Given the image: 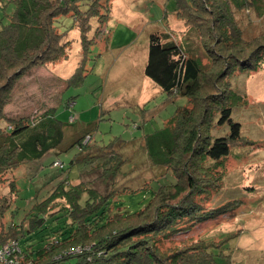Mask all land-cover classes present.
Returning a JSON list of instances; mask_svg holds the SVG:
<instances>
[{
    "label": "trees",
    "instance_id": "trees-1",
    "mask_svg": "<svg viewBox=\"0 0 264 264\" xmlns=\"http://www.w3.org/2000/svg\"><path fill=\"white\" fill-rule=\"evenodd\" d=\"M10 1L15 6L10 23H0V247L17 243L25 261L33 264H217L218 257H225L221 250L239 232L218 241L188 239L173 247L162 245L196 223L226 212L229 202L215 206L212 212L205 211L201 203H208L211 195L223 190L225 160L232 146L242 141V126L232 114L243 100L229 80L236 71L248 74L264 66V33L244 38L236 14L253 11L263 16L264 0H175L176 18L187 29L184 37L176 40L172 33L159 31L150 35L146 77L166 94L189 100V106L178 108L163 128L141 141L152 166L171 171L175 183L161 186L138 212L111 213L110 202L121 190L114 188L104 194L83 179L73 183L67 178L32 208L27 230L23 223L6 226L3 222L19 192L14 173L61 148L65 124L56 118L57 108L15 117L6 109L13 103L20 81L35 67L68 59L71 41H65V34L56 26L61 16L74 19L83 55L66 79V88L82 84L87 56L106 32L113 0H90L86 11L78 0ZM95 19L98 26L92 32ZM74 106L72 99L67 101L68 109ZM213 124H228L230 132L212 137ZM92 140L88 133L74 144L81 154L90 152L84 160L94 158ZM129 143L116 138L108 146L96 147L105 161L95 171L108 189L117 184L126 163L118 149ZM60 213L66 215L68 226L57 231L59 239L37 251L21 249L19 237L36 231L39 220L46 216L60 219Z\"/></svg>",
    "mask_w": 264,
    "mask_h": 264
},
{
    "label": "rangeland",
    "instance_id": "rangeland-1",
    "mask_svg": "<svg viewBox=\"0 0 264 264\" xmlns=\"http://www.w3.org/2000/svg\"><path fill=\"white\" fill-rule=\"evenodd\" d=\"M90 0H78L82 11L89 8ZM109 21L89 52L85 75L79 87L66 88L68 79L82 59L81 34L71 16H61L56 22L58 30L71 41L68 59L61 63L35 67L16 88L13 103L6 109L12 117L43 113L57 108L56 118L65 124V141L43 160L23 165L14 173L18 195L3 222L29 228L26 221L32 208L45 200L53 188L67 178L70 182L82 179L104 194L121 190L110 202L111 213L138 212L146 207L158 189L175 183L171 171L152 166L141 141L164 127L180 107L189 106L188 98L168 95L144 70L148 59L149 38L153 32H170L176 40L186 34L184 23L175 17V0H113ZM14 3L0 1V23L7 25L14 12ZM244 38L251 39L264 33V15L237 12ZM93 31L98 26L92 21ZM195 44L199 45L198 38ZM207 63V60L204 61ZM230 86L242 102L235 107L232 119L241 124L242 141L231 148L225 160L224 188L203 202L205 211L228 203L226 212L181 232L173 240L164 242V248L180 245L183 241L200 239L220 240L239 232L221 252L217 264H264V66L252 73L235 72ZM72 99L73 109L66 103ZM73 118V123L71 122ZM212 129V137H223L230 126ZM91 134L94 158H84L90 153H80L75 142ZM116 138L130 142L118 149L126 159L117 184L110 189L99 179L95 167L104 164L103 154L96 147L110 145ZM77 160L72 166L71 162ZM102 160L101 162H99ZM62 166H54V162ZM4 192L7 194L8 190ZM213 197V198H212ZM201 201V200H200ZM56 220L46 216L39 220V228L19 237L22 250L37 251L49 242L59 239V231L66 228V215L57 214ZM68 221V220H67ZM8 224V225H7ZM229 255L231 257H229ZM231 260L230 263L227 261Z\"/></svg>",
    "mask_w": 264,
    "mask_h": 264
},
{
    "label": "built area",
    "instance_id": "built-area-1",
    "mask_svg": "<svg viewBox=\"0 0 264 264\" xmlns=\"http://www.w3.org/2000/svg\"><path fill=\"white\" fill-rule=\"evenodd\" d=\"M89 140L87 137L86 141ZM55 166H62L56 162ZM80 252V249L76 250ZM0 264H33L32 261L26 260L18 247L17 243L12 242L0 247Z\"/></svg>",
    "mask_w": 264,
    "mask_h": 264
},
{
    "label": "crops",
    "instance_id": "crops-1",
    "mask_svg": "<svg viewBox=\"0 0 264 264\" xmlns=\"http://www.w3.org/2000/svg\"><path fill=\"white\" fill-rule=\"evenodd\" d=\"M175 17H176V15H175ZM177 19V18H176ZM162 32H165V33H169V32H166V31H162ZM172 36V35H171Z\"/></svg>",
    "mask_w": 264,
    "mask_h": 264
}]
</instances>
